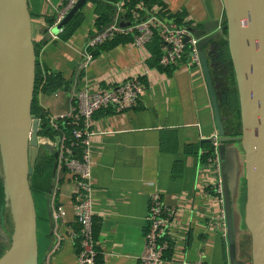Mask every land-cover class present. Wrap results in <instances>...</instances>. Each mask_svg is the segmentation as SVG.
Listing matches in <instances>:
<instances>
[{"label":"crops","instance_id":"0c3cea01","mask_svg":"<svg viewBox=\"0 0 264 264\" xmlns=\"http://www.w3.org/2000/svg\"><path fill=\"white\" fill-rule=\"evenodd\" d=\"M63 1L27 0L43 79L36 98L48 116L65 112L67 99L70 104V97L77 90L88 89L93 93L136 74L144 75V91L135 108L121 113L109 108L94 117L97 135L91 152V173L96 264H140L145 251L150 197L155 193L161 195L165 206L176 212L169 232L170 249L162 264H230L227 239L218 228V204L207 194L214 178L204 157L209 150V139L217 132L202 72L186 66L173 70L161 68L153 61L154 44L136 48L130 38H121L117 44L100 50L82 71V50L100 32L97 29L99 9L90 0L79 11L80 20L72 24L65 38L59 37L60 31L48 39L46 34L51 32V27L48 28L47 19ZM143 1L130 11L129 18L125 16L129 13L125 1L115 3L118 15L115 20H109L107 26L116 22L127 27L146 19L154 7L161 9L155 4L141 16L135 11L144 9ZM160 1L164 5L161 16L167 21L181 16L178 24L226 25L223 0ZM227 37L224 31L206 48L212 72L213 68L220 72L218 64L213 63L222 62L219 49L223 41L227 43L232 65ZM57 75L64 79V87L48 93L41 90L47 76ZM223 126L227 136L240 135H229L224 119ZM225 145L235 259L238 264H252L251 238L244 224L245 153L240 141ZM74 192L71 174L62 171L56 173L50 210L48 194H34L38 264H79L77 246L71 235L77 230ZM58 207L63 208L65 216L55 222L52 212ZM58 240V250L52 251Z\"/></svg>","mask_w":264,"mask_h":264},{"label":"water","instance_id":"95a60500","mask_svg":"<svg viewBox=\"0 0 264 264\" xmlns=\"http://www.w3.org/2000/svg\"><path fill=\"white\" fill-rule=\"evenodd\" d=\"M89 1L78 0L51 34L59 33ZM223 3L225 26L202 24L191 28V33L197 39L202 74L220 141L218 153L224 184L230 264L238 263L235 259L232 201L226 187L225 144L236 140L241 142L245 153L247 196L244 224L251 238V260L252 264H264V0H223ZM117 15L118 9L115 8L113 20ZM224 31L228 36L240 97L242 133L238 137L225 133L206 51ZM51 34H46V38L49 39ZM18 65L23 72L21 83L17 79ZM36 66L27 0H0V155L5 201L11 204L15 221L10 245L0 257V264H38L37 217L30 179L41 152L54 159L47 193L49 210L54 189L57 146L48 142V138L39 136L40 120L32 115ZM68 104L67 99L66 111Z\"/></svg>","mask_w":264,"mask_h":264},{"label":"built area","instance_id":"2783aa9c","mask_svg":"<svg viewBox=\"0 0 264 264\" xmlns=\"http://www.w3.org/2000/svg\"><path fill=\"white\" fill-rule=\"evenodd\" d=\"M78 0H64L54 12L55 22L51 30L57 26L64 16L74 7ZM193 26L178 25L162 18L161 9L154 7L144 20L136 21L127 27L118 23L107 26L90 39L81 53L80 69L86 70L92 63V51L111 41L116 36L133 37L131 45L136 48H145L155 37L160 41L161 54L158 65L163 68H178L186 66L202 72L197 39L191 33ZM51 34V32H49ZM52 35V34H51ZM143 74L124 79L107 89L96 90L90 93L88 89L77 90L70 99L68 110L49 116V126L59 132L60 125L73 127L70 137L62 133L55 141H47L57 146V172L67 171L71 174L75 185L73 195L74 217L77 230L71 233L77 246L79 264H96L98 252L93 236V185L91 152L94 138L95 115L106 109H113L116 113L135 108L144 91ZM42 140V139H41ZM44 141V140H43ZM210 154L206 164L210 167L214 181L207 188V194L213 196L219 208V230L223 238L227 239V225L224 202V189L221 176V160L218 153L220 145L217 133L210 139ZM78 150V155H75ZM176 212L164 205L160 194L150 197L147 227L145 232V251L140 264H162L166 252L170 249L169 232ZM65 216L63 208L58 207L52 212V219L58 222ZM59 248V240L52 251ZM192 264H205L195 262Z\"/></svg>","mask_w":264,"mask_h":264},{"label":"trees","instance_id":"16d2710c","mask_svg":"<svg viewBox=\"0 0 264 264\" xmlns=\"http://www.w3.org/2000/svg\"><path fill=\"white\" fill-rule=\"evenodd\" d=\"M119 1H125V7L127 8V11L129 12L125 16L127 18H129V17H131L130 11L133 10V8H135V5L140 0H91L90 1L92 3H95L99 9L98 10L99 18L97 21V29L98 30H100V31L103 30L105 28V26H107V24L109 23V20L113 19V14H114V9H115L114 4L119 2ZM142 3H143L144 9H142L140 11L136 9V11H135V12H139L141 16L145 15L144 11L150 9L155 4L160 6L161 9L164 8V5L160 0H144ZM100 10H103V12H100ZM161 11L163 12V10H161ZM79 15H80L79 12L76 13L72 17V19L67 24H65V26L61 30L62 32L59 34L60 38H65V36L68 34L71 26H73L72 24L74 22H77L80 20ZM181 21H182L181 16H175V17H173L172 22L178 24L177 22H181ZM54 22H55V16L53 15L47 19L48 28L52 27ZM180 24L184 25V26H191L188 23H179L178 25H180ZM121 38H130L131 42L133 40V37L131 35H129V36H116L111 41H108L105 44H103V45L97 47L95 50H93L92 51L93 56L95 57L96 55H98V52L100 50L106 49L107 47H110V45L113 46V45L117 44L118 40H120ZM150 44H154L152 57H153L154 63L156 65H158V60H159V57L161 54L160 41L157 37H155V39ZM149 45H147V46H149ZM37 47H38V45L35 47L36 55H38V49H39ZM219 53H220V59L222 61L221 63H222L224 68H223V70L220 68V73L217 72L218 71L217 69L214 70V68H213V72L211 71V74H212L213 83H215L214 86H215V90H216L217 97H218L221 116L223 117L224 120H229L230 118L236 117L235 115H231V116L227 115L228 112L235 114V112H236V98L235 97L230 98L231 94L233 96H235V93H233V89L232 90L225 89V85H224V81H228L229 78H231V71H232V65H231V61H230L228 51H227V43L225 41H223V43H221ZM161 68H163V67H161ZM36 69L37 70H36V76H35V92H34V99H33V105H32V115L35 116V118L40 120L39 136H41L43 138L51 139L53 141H55L57 139V136L58 135L60 136L62 133L66 134L67 137H70L71 131L73 129L72 126L67 125V124L60 125L59 126V130H60L59 132L53 131L49 126L48 113L39 107L36 97H37L39 85L41 84L43 79L41 77L38 61H37ZM164 69H166V70L172 69L173 70L176 68L168 67V68H164ZM224 78H225V80L223 81ZM65 85H66V83L61 76H59V75L47 76L46 79L44 80V85L42 87L43 89H41V90H43L44 92H47V93L48 92H55V91H57V89L64 87ZM227 122L229 123V126L227 128L228 134L233 135V136L239 134L238 123L236 125H233L230 120ZM210 149H211V147L209 146V150L204 157L205 160H206V158H208V156L210 154ZM75 155H78V150H76ZM53 164H54V159L52 156L48 155L47 153H40L39 154L37 161L35 163L34 169H33V174H32L31 179H30L31 190H32L33 196L36 193L37 194L48 193L49 188H50V184H51V180H52ZM2 186H3L2 177L0 175V207H1V209H3V207H4V200H5V195L3 193L4 187L2 188ZM1 246H0V257L4 253V250L2 248L3 246L2 247Z\"/></svg>","mask_w":264,"mask_h":264},{"label":"rangeland","instance_id":"374dc122","mask_svg":"<svg viewBox=\"0 0 264 264\" xmlns=\"http://www.w3.org/2000/svg\"><path fill=\"white\" fill-rule=\"evenodd\" d=\"M222 75V74H221ZM225 80V78L223 79V81ZM224 85H225V89H229L232 90L233 89V93H235V96H233L231 94L230 98H236V112L234 113H230L228 112L227 115L231 116V115H235L236 117L230 118L229 120L231 121V123L233 125H236L238 123L239 127H238V132L241 134L242 133V123H241V109H240V97H239V92H238V85H237V80H236V75L232 66V71H231V78H229L228 81H224ZM229 108V107H228ZM229 120H225L226 122V126L228 128L229 123L227 121ZM236 122V123H235ZM0 175L2 177V184L3 182V172H2V159H1V155H0ZM4 186H2L3 188ZM4 193V191H3ZM34 198L36 197L35 195L33 196ZM10 203L9 201L4 200V207L3 209H1L0 207V244L3 246H1L4 250V252L8 249L9 245H10V241H11V237L14 231V213L10 207Z\"/></svg>","mask_w":264,"mask_h":264},{"label":"bare ground","instance_id":"6f19581e","mask_svg":"<svg viewBox=\"0 0 264 264\" xmlns=\"http://www.w3.org/2000/svg\"><path fill=\"white\" fill-rule=\"evenodd\" d=\"M22 76H23L22 67H20V65H18V68H17V79H18V81L20 83H21Z\"/></svg>","mask_w":264,"mask_h":264},{"label":"flooded vegetation","instance_id":"af4514ba","mask_svg":"<svg viewBox=\"0 0 264 264\" xmlns=\"http://www.w3.org/2000/svg\"><path fill=\"white\" fill-rule=\"evenodd\" d=\"M215 57H216V56H215ZM216 64H218V66H219V68L216 66L218 69L221 68V69L223 70L224 67H223L222 63H220L219 61H216L215 64L213 63L214 66H215ZM222 70H221V71H222ZM219 73H220V72H219ZM220 78H221V77H220ZM221 79H222V78H221ZM240 135H241V134H240ZM240 135H238V136H240ZM41 153H44V152H41ZM48 155H49V154H48Z\"/></svg>","mask_w":264,"mask_h":264}]
</instances>
